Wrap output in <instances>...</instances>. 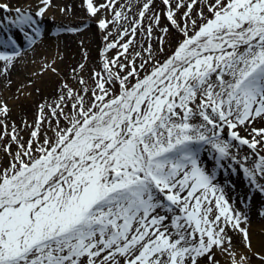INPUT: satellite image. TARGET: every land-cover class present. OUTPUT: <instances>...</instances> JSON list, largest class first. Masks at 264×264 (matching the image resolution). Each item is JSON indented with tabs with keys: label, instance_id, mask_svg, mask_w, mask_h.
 Instances as JSON below:
<instances>
[{
	"label": "snow or ice",
	"instance_id": "obj_1",
	"mask_svg": "<svg viewBox=\"0 0 264 264\" xmlns=\"http://www.w3.org/2000/svg\"><path fill=\"white\" fill-rule=\"evenodd\" d=\"M161 2L163 13L153 12L146 29L153 0H143L130 30L109 41V25L122 27L127 13L115 11L117 0H84L91 17L114 13L98 21L106 42L101 70H92L91 84L77 74L78 90L59 85L57 100L23 122L27 141L14 125L4 133L8 142L0 135V264H221L218 255L264 264L242 226L247 215L215 183L222 161L236 160L231 149L246 146L257 159L251 168L237 163L264 195V127L254 126L264 121V0ZM53 6L38 0L33 13L0 3L15 13L0 17V75L21 54L5 27L34 45L25 28L40 36ZM171 30L175 47L165 55ZM138 31L146 46L132 53ZM110 49H117L111 58ZM55 63L44 68L59 75ZM9 111L0 101V117ZM208 145L216 154L211 168L202 159ZM229 231L252 257L234 250Z\"/></svg>",
	"mask_w": 264,
	"mask_h": 264
},
{
	"label": "rangeland",
	"instance_id": "obj_2",
	"mask_svg": "<svg viewBox=\"0 0 264 264\" xmlns=\"http://www.w3.org/2000/svg\"><path fill=\"white\" fill-rule=\"evenodd\" d=\"M95 2L99 4L104 3L105 0H95ZM142 2L143 0H117L115 11H125L128 19L119 22L122 25L120 28H115L111 24L109 25V30L112 32V35L109 36V41L118 39L119 34L123 32L124 28L130 30L132 22L139 18L138 12L140 11ZM0 3H8L12 9L16 7L24 9V6L18 0L13 2L0 0ZM53 5L51 8L57 12L58 17L45 16L43 18L39 25L40 36L42 37L35 36L34 33L31 34L36 41L34 45L30 46L26 37L22 36L19 31H13V28L5 27V32L12 35L17 41V47L21 53L13 65L10 66L8 72L0 75V101L6 104L10 110L7 117H0L4 125L8 126L5 130L0 125V135H4L3 142L5 143L10 140V136L4 133L5 131L10 133L13 125L24 141L30 138L31 129L25 127L23 122L27 121L28 124H32L37 118L38 106L40 104H53L57 100L59 85L67 83L74 90H78L80 85L75 78L77 74L88 80L89 84H91L90 76L92 70H101L103 63L101 53L104 50L106 42L103 39L105 33L99 29L98 21L102 18L113 20L114 13L107 9H102L96 17H91L86 10L84 0H53ZM65 5L70 6L72 9L68 14L59 11V8ZM26 9L34 13L36 7ZM164 9L165 6L161 0H153L152 12L146 14L141 27L146 29L151 22L150 18L153 12L162 14ZM5 15L14 18L15 13L14 11L5 13L3 10H0V17ZM165 24H167V21L162 16L161 25ZM69 28L76 29V31H68ZM171 31L173 34L168 38L165 55L171 53L175 47L174 30ZM154 35H159L158 29H154ZM127 39L129 37L125 36L124 40L120 42L123 43ZM152 43L154 46L156 45L155 39H153ZM141 44H145L146 46V37L143 31H138L134 39V45L130 47V52L139 51ZM6 50L12 51L11 48ZM116 53L117 49H110L105 55L111 58ZM85 54H87L86 59ZM36 55L38 57H35ZM158 58L163 59V56ZM53 60L56 61L54 66L58 69L59 75L53 74L44 68V65L51 63ZM80 64L85 65L83 70L79 68ZM2 68L3 62L0 61V70ZM73 69L76 71H73ZM26 70L29 71L25 74ZM44 127L47 128V124ZM241 135L243 134L241 133ZM15 148L16 146L13 144V151ZM231 154L236 157V160L225 159L222 161L224 167L216 169L217 179L215 183L224 188L229 203L235 209L243 211L247 215V223L242 226L248 228L250 239L252 234H255L259 238L258 241H263L260 247H252V250L264 254V226H262L264 225V216L260 215V212L264 211V195L260 194L255 187L249 185L240 167V163H243L244 166L251 168L253 161L257 157L246 146L239 149L232 148ZM214 155L216 154L211 146H205V150L202 152V159L205 160L209 168L212 167V161L208 157ZM260 155H264V151H261ZM245 156L249 157L247 161L243 160ZM0 161L6 163L2 153H0ZM237 161L240 163H237ZM233 174L238 179L242 178L239 184L236 183L235 177L232 178ZM227 182H230V184ZM260 183L264 184V179H261ZM248 209H254L255 213L250 214ZM253 222L257 224L253 225ZM228 234L232 237L234 250L238 254L246 253L249 257H252V252L247 251L239 233L229 231ZM217 259L221 261V264H231V259L227 255H218ZM252 264H256L255 257H252Z\"/></svg>",
	"mask_w": 264,
	"mask_h": 264
},
{
	"label": "bare ground",
	"instance_id": "obj_3",
	"mask_svg": "<svg viewBox=\"0 0 264 264\" xmlns=\"http://www.w3.org/2000/svg\"><path fill=\"white\" fill-rule=\"evenodd\" d=\"M2 1V0H1ZM9 1H17V0H9ZM20 2V4H22L24 6V9L26 8H29L31 9L32 7H37V4H38V0H18ZM6 2V1H5ZM45 16H52V17H58V14L57 12L53 9V8H50L49 11L47 12V14ZM34 27V26H33ZM13 31H15V29L13 28ZM12 31V32H13ZM17 31V30H16ZM25 31L28 32L30 35L32 34V29L31 28H25ZM20 36V35H19ZM23 36V35H22ZM42 37V36H40ZM35 57H38V55H36ZM20 71H21V68H20ZM27 71L29 70H26L25 71V74L28 73ZM255 127H264V121H260V122H257L255 125ZM241 133L244 135V131L241 130ZM235 177V175L233 174L232 175V178ZM235 180L237 184H239L240 181H242V178L238 179L237 176L235 177ZM240 187V186H239ZM241 188V187H240ZM248 211L250 212V214L252 213H255L254 212V209H248ZM259 223V222H258ZM257 223L256 222H253V225H256ZM264 224V223H263ZM262 225V224H261ZM264 226V225H262ZM259 238H257L255 236V234H252L251 236V245L252 247H260L261 243H263V241H258ZM261 240V239H260Z\"/></svg>",
	"mask_w": 264,
	"mask_h": 264
}]
</instances>
